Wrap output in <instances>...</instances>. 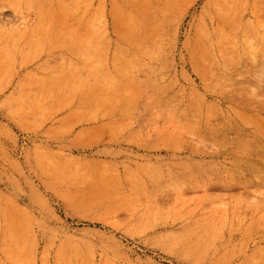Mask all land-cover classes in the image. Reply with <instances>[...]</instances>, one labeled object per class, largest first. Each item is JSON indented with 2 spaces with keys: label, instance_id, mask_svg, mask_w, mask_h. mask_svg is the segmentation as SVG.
<instances>
[{
  "label": "rangeland",
  "instance_id": "obj_1",
  "mask_svg": "<svg viewBox=\"0 0 264 264\" xmlns=\"http://www.w3.org/2000/svg\"><path fill=\"white\" fill-rule=\"evenodd\" d=\"M259 168L264 0H0V264H264Z\"/></svg>",
  "mask_w": 264,
  "mask_h": 264
},
{
  "label": "bare ground",
  "instance_id": "obj_2",
  "mask_svg": "<svg viewBox=\"0 0 264 264\" xmlns=\"http://www.w3.org/2000/svg\"><path fill=\"white\" fill-rule=\"evenodd\" d=\"M41 4V3H40ZM42 7V6H41ZM6 13V12H5ZM260 169V168H259ZM262 172L264 171V170H262V169H260ZM254 172H257L258 173V171H254ZM253 179V178H252Z\"/></svg>",
  "mask_w": 264,
  "mask_h": 264
}]
</instances>
